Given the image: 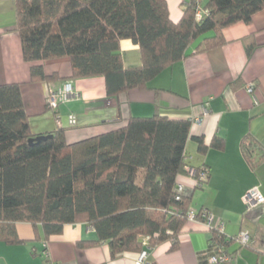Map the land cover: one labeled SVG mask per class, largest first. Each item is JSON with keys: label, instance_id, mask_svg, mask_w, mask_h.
I'll return each instance as SVG.
<instances>
[{"label": "trees", "instance_id": "trees-1", "mask_svg": "<svg viewBox=\"0 0 264 264\" xmlns=\"http://www.w3.org/2000/svg\"><path fill=\"white\" fill-rule=\"evenodd\" d=\"M208 14L195 19V0L177 21L166 0H15L22 57L36 62L67 56L73 77L103 76L108 95L148 88L160 72L197 51L224 42L222 29L248 23L264 0H200ZM121 39L137 47L140 65L125 67ZM33 80H51L32 65ZM188 120L155 114L130 117L115 130L68 143L58 128L51 137H33L17 83L0 85V239L22 243L15 223L40 225L45 239L64 224H90L111 255L139 252L141 237L149 244L172 238L174 244L190 196L175 199L176 177L185 172ZM206 150L202 136H193ZM251 138L243 154L251 156ZM211 145L223 147L221 138ZM213 232L212 242H224ZM84 245L86 242H80ZM174 245V246H175Z\"/></svg>", "mask_w": 264, "mask_h": 264}, {"label": "crops", "instance_id": "crops-1", "mask_svg": "<svg viewBox=\"0 0 264 264\" xmlns=\"http://www.w3.org/2000/svg\"><path fill=\"white\" fill-rule=\"evenodd\" d=\"M170 17L177 21L188 0H166ZM203 3V2H202ZM224 42L197 51L208 33L188 49L187 56L160 72L148 88H133L108 95L103 76L73 77L67 56L25 61L17 31L15 0H0V85L17 83L33 136L64 131L68 143L77 142L124 126L130 117L155 114L188 120L186 162L208 169L199 188L187 173L176 177L183 194L190 196V210H207L213 223H222L225 239L247 230L246 246L229 244L231 260L225 264H264V201L246 208L241 196L258 186L264 196V9L250 22H238L222 29ZM119 50L125 67L140 65L139 51L130 39H121ZM40 65L51 80H33L32 65ZM70 81L74 96L60 103L55 113L47 109V94L60 83ZM253 84V91L246 87ZM208 108L202 114V106ZM70 114L77 123L69 125ZM198 117V120L194 119ZM193 136H202L206 150L199 152ZM223 147L211 145L214 138ZM251 138V156L243 154V142ZM188 209V210H189ZM22 243L0 239V264H134L141 249L148 247L152 264H209L213 229L204 220H187L177 235L155 244L143 245L139 252L112 256L108 243L99 240L90 224H64L62 231L45 239L42 228L29 222L15 223ZM217 233V232H216ZM149 237V236H148ZM80 242H86L81 245ZM175 245V246H174Z\"/></svg>", "mask_w": 264, "mask_h": 264}, {"label": "built area", "instance_id": "built-area-1", "mask_svg": "<svg viewBox=\"0 0 264 264\" xmlns=\"http://www.w3.org/2000/svg\"><path fill=\"white\" fill-rule=\"evenodd\" d=\"M191 1V0H188ZM195 19L200 21L205 15L208 14V9L203 6L202 1L195 0ZM248 92L253 91V84L246 87ZM74 96L73 85L70 81H64L60 83L56 88L49 91L46 98L47 109L55 116L56 124L61 125V121L56 117L55 113L60 103L67 101ZM208 108L205 104L202 106V114H207ZM198 120V117L194 118ZM69 125L73 126L77 123L75 114H70L68 118ZM185 173L192 177L195 181L197 188L201 187L207 180L208 169L205 166L193 167L191 165H185ZM183 194V185L176 184L175 186V199L180 200ZM241 200L246 208H251L264 201V196L259 190L258 186H253L248 189L242 196ZM187 220H204L208 228L213 229L217 234L221 235L224 231L222 223H213V216L207 210H188L186 213ZM149 237L143 239V245H148ZM250 241V234L247 230H241L235 237L225 239L224 242H216L212 244V253L209 256V264H225L231 260L232 253L229 249V244L234 242L237 246H246ZM134 264H152L148 260V247L141 249L138 253Z\"/></svg>", "mask_w": 264, "mask_h": 264}, {"label": "water", "instance_id": "water-1", "mask_svg": "<svg viewBox=\"0 0 264 264\" xmlns=\"http://www.w3.org/2000/svg\"><path fill=\"white\" fill-rule=\"evenodd\" d=\"M52 134H42V135H36V136H33L32 138L29 139V142H38L40 140H44V139H47L49 137H51Z\"/></svg>", "mask_w": 264, "mask_h": 264}]
</instances>
